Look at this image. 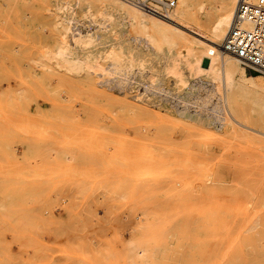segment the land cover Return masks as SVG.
<instances>
[{
  "label": "rangeland",
  "instance_id": "1",
  "mask_svg": "<svg viewBox=\"0 0 264 264\" xmlns=\"http://www.w3.org/2000/svg\"><path fill=\"white\" fill-rule=\"evenodd\" d=\"M101 5L0 0V264H264V109L236 100L219 131L197 106L201 124L177 118L146 69L111 92L48 61L70 16L133 55L167 54Z\"/></svg>",
  "mask_w": 264,
  "mask_h": 264
},
{
  "label": "bare ground",
  "instance_id": "2",
  "mask_svg": "<svg viewBox=\"0 0 264 264\" xmlns=\"http://www.w3.org/2000/svg\"><path fill=\"white\" fill-rule=\"evenodd\" d=\"M96 1L104 6L106 15H102L106 16L105 20H112L116 16L120 23L126 21L130 26L139 30V37H143L145 41H150L156 48L161 49L166 46L167 54L155 59V62L139 55H133L128 48L121 47L120 43L110 42L105 36L107 32L102 36L96 30L94 32L92 27L84 26L83 28L79 23L81 20L78 22L73 16H70L56 23L57 36L54 43L49 44V51L45 57L54 65L63 68L64 72L81 76V78L82 76H89L91 79H100L107 84L108 91L111 90L112 92L113 88H119L121 91L126 90L134 77L146 69L149 73L141 75L139 81L147 89L152 90L155 96L159 94L172 95L181 101V103H177L181 105V108L176 112L179 114L177 118L181 117L194 125L201 124L200 113L197 108H192L197 106L207 112V121L204 126L208 128L215 126L219 131L228 126V114L236 100L247 101L257 108L264 109V78L247 76L246 70L240 65V61L221 48L238 0H216L218 2L216 12L208 14L205 20L203 17L207 15L208 7L214 0H178L170 20H161L138 11L119 0ZM205 60H210L208 68L203 67ZM167 78L172 80V89L165 88ZM256 80H260V82ZM255 91L261 92L263 97L254 98L252 93ZM203 92H210V95ZM211 96L217 97L219 103L216 105L212 103ZM152 122L154 123V121ZM182 128L185 129L184 126ZM261 143L264 145V141ZM258 192H264V190L260 189ZM258 199L260 209L264 213L263 194H259ZM177 204L179 205V200H177ZM213 206L212 208H214ZM204 207H208V205ZM179 215L182 214H178L177 218Z\"/></svg>",
  "mask_w": 264,
  "mask_h": 264
},
{
  "label": "built area",
  "instance_id": "3",
  "mask_svg": "<svg viewBox=\"0 0 264 264\" xmlns=\"http://www.w3.org/2000/svg\"><path fill=\"white\" fill-rule=\"evenodd\" d=\"M161 20H170L178 0H119ZM221 48L245 69L264 77V0H238Z\"/></svg>",
  "mask_w": 264,
  "mask_h": 264
}]
</instances>
